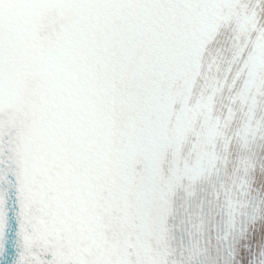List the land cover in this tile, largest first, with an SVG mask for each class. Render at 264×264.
<instances>
[{"label":"snow or ice","instance_id":"1","mask_svg":"<svg viewBox=\"0 0 264 264\" xmlns=\"http://www.w3.org/2000/svg\"><path fill=\"white\" fill-rule=\"evenodd\" d=\"M241 122L264 156V0H0V264H174L177 185Z\"/></svg>","mask_w":264,"mask_h":264}]
</instances>
